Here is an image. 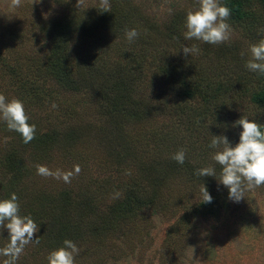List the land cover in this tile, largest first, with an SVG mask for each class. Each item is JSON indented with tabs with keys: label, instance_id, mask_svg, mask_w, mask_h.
Wrapping results in <instances>:
<instances>
[{
	"label": "trees",
	"instance_id": "16d2710c",
	"mask_svg": "<svg viewBox=\"0 0 264 264\" xmlns=\"http://www.w3.org/2000/svg\"><path fill=\"white\" fill-rule=\"evenodd\" d=\"M167 2L109 0V12L98 10L99 3L87 9L71 5L62 16L41 25L39 31L45 36L43 45L47 50L44 57L30 56L28 50L15 55L5 46L0 47V75H8L16 91L26 97L28 122L36 126L35 138L30 143H23L17 133L22 146L1 155L0 165L8 167L10 176L0 177V199L16 193L20 214L33 218L43 230L37 236L52 250L63 246L65 239L76 243L88 238L95 244H103V236L109 239L112 232L122 229L140 209L152 207L156 211L161 199L156 195L158 188L182 173L204 184L213 197L211 203L193 205L195 211L206 214L229 204V190L215 176L199 177L195 172L213 167L219 176L221 166L212 159L211 139L214 135H225L232 146L239 143L242 126L234 127V122L242 116L252 120L254 111L264 110V75L245 69L241 57L234 66H229L226 51L221 52L222 46L185 40L184 21L189 9L169 2L172 9L163 20L157 13L162 3ZM219 3L231 9L230 23L247 24L254 30L264 27V0H219ZM151 7L156 13L149 12ZM161 22H165L164 26ZM133 28L139 35L129 42L125 29ZM35 29L33 26L22 31L21 25L15 33L18 37L22 33L28 37ZM103 29L123 41L114 50L112 60L106 58V49L98 42L100 35L91 43L84 38H92ZM154 32L161 37H151L147 45L139 44L146 33ZM157 39L168 45L157 48L160 43ZM193 44L200 48L198 55L185 57L182 49L179 51L183 45ZM233 51L236 54L238 47L234 46ZM64 93L68 94L67 98ZM70 93L88 95L97 104L102 119L99 126L92 124L76 107ZM231 103H236V107L230 108ZM167 118L168 126L178 125L187 134L181 135L176 130H167L163 136L153 133L161 136L159 145L150 139L146 159L144 153L135 150L138 140L133 138L134 131L147 121L164 122ZM258 124L264 131V122ZM26 147H32L40 156L58 148L64 151V157L76 162L90 160L95 150L103 151L104 162L119 173L117 176L128 174L135 165L138 179L144 185L140 187L130 178L131 187L137 186L138 193H127L130 189H126L125 197L106 209L96 204L98 195L92 194L91 188L80 187L75 191L73 186L65 185L55 192L31 190V169L22 155ZM180 150L186 153L182 165L171 158ZM39 159L35 156L34 162ZM108 183L109 180L105 186ZM149 189L154 190V196L148 194ZM6 235L1 240L8 243ZM6 245L2 243L0 247Z\"/></svg>",
	"mask_w": 264,
	"mask_h": 264
},
{
	"label": "rangeland",
	"instance_id": "374dc122",
	"mask_svg": "<svg viewBox=\"0 0 264 264\" xmlns=\"http://www.w3.org/2000/svg\"><path fill=\"white\" fill-rule=\"evenodd\" d=\"M99 2L100 0H85V6L80 9H87L88 6ZM169 2L180 3L178 7L181 8L199 7V0H169ZM169 2L162 3L157 13L163 20L171 12ZM76 3L77 0H38L36 3H33V0H21V5L13 8L10 6L11 0H0V47L5 46V49L15 55L28 50L27 53L30 56H36L39 59L44 57L47 50L43 45L44 41L46 43L45 36L39 31L41 25L50 22L55 16H62L65 9L71 5L76 6ZM151 9L152 7L149 12ZM151 12L156 13L153 10ZM161 23L164 26L165 22ZM228 23L231 25L230 41L214 46L218 48L222 46L221 52L226 51L228 65L234 66L233 63L241 57V50H247L251 44L264 38V34L259 32L261 27H255L254 30L247 24L238 25L229 21ZM21 25L23 26L22 31L34 26L35 31L37 30L34 31L35 35L27 37L22 33V37H18L19 35L15 32ZM99 35L98 42L106 49V58L112 60L115 56L114 50H118L119 46L123 45L122 39L105 33L104 29L98 32V35L94 34L92 38H84L91 43ZM151 37L160 38L161 35L157 32L146 33L144 40L142 39L139 44L147 45ZM16 41H19L18 47H16ZM159 42L157 48L168 45L166 41ZM197 42L201 43L199 40ZM234 46L238 47L236 54L233 51ZM77 51L79 52V49ZM243 60L245 64L246 58ZM244 68L247 69L245 65ZM0 94H3L7 100L22 101L26 108V97L23 98L24 96L16 91V86L10 82L8 75H0ZM63 96L67 98L68 94L64 93ZM69 96L74 99L76 107L81 109L86 118L92 124L99 126L102 119L99 117L97 104L88 95L70 93ZM244 105L248 106L247 103ZM229 107L235 108L236 103L229 104ZM261 112L264 110L262 109ZM261 112L254 111L252 120L263 123L264 114ZM38 115L41 117L39 111ZM164 122L153 119L134 131L136 135L133 138L138 140V149L134 148L144 153L143 156L146 159L149 158L146 151L150 139L155 140V145L158 146L159 138L165 135L167 130H176L181 135L187 134L185 129L178 125L175 128L168 126V118ZM155 132L161 136L153 135ZM139 140L141 144H138ZM229 142L231 143L230 140ZM19 146H22V143L17 132L9 131L6 123L0 121V158L11 148ZM25 150L26 152L22 155H25L24 159L31 169L32 180L29 182L31 190L47 189L55 192L65 185L73 186L75 191H78L80 187L91 188V193L97 192L95 195H98L96 204L99 208L106 209L120 198L123 199L127 193H138L137 186L131 187L133 182H130V178L140 187L144 185L141 179H138V170L135 165L131 166L132 170L128 174L117 176L119 173L114 172L113 167H109V164L104 162L105 152L103 151L95 150L90 160L76 162L69 157H64V151L58 148H53L45 156H40L32 147H26ZM216 151L217 149L213 150V155ZM35 156L41 159L34 162ZM37 164L64 171L73 169L74 165H79L81 171L72 178L71 183H64L62 180L37 175L35 167ZM9 176L8 167L0 165V177L8 179ZM107 180H109V186H105ZM201 186L202 183L189 179L183 173L176 179H169L166 185L158 188L156 195L158 194L161 199L156 205V211L152 207L140 209L139 213L128 224L123 225L122 229L112 232L109 239L103 236V244H95L88 238L76 242L80 253L75 257V264H264V185L248 191L245 194L246 197L239 203L230 200L226 207L206 214L195 211L193 206L200 202ZM126 189L130 190L126 193ZM216 192L219 191L216 190ZM148 194L154 196V190L149 189ZM38 228L36 236L43 231L39 225ZM6 233H8L7 229L0 231V244H7L1 240ZM39 240V244L30 243L25 247L17 264H48L47 256L52 248L44 245L40 238ZM5 259L0 256V264H3Z\"/></svg>",
	"mask_w": 264,
	"mask_h": 264
},
{
	"label": "clouds",
	"instance_id": "9594fccd",
	"mask_svg": "<svg viewBox=\"0 0 264 264\" xmlns=\"http://www.w3.org/2000/svg\"><path fill=\"white\" fill-rule=\"evenodd\" d=\"M38 0H33V3ZM21 5V0H11L10 6L15 8ZM85 0H77L76 7H84ZM101 12L111 11L109 0H100ZM231 9L219 3V0H199V7L186 12L183 32L185 40L196 39L212 45H220L230 41L231 25L228 19ZM264 34V27L259 29ZM139 33L136 29H125V37L133 42ZM185 57L189 54L196 56L200 48L193 44L183 45ZM240 56L245 60V67L251 71L264 75V38L251 44L247 50H241ZM56 107L55 104L52 105ZM0 121L6 123L9 131H15L22 136L23 143L28 144L35 138L36 126L30 124L24 104L18 99L7 100L0 94ZM235 126H242L239 143L232 146L225 135H214L209 144L210 148L217 149L212 159L221 166L217 176L213 167L197 169L195 175L215 176L229 192V199L239 203L246 197V193L253 188L264 185V131L255 120L242 116L234 122ZM179 164L186 159L184 150L174 153L171 157ZM36 174L45 178L62 180L71 183L72 178L81 171L79 165L64 171L50 169L46 165L37 164ZM119 195V193H117ZM199 199L201 203H211L213 197L203 184L200 188ZM7 229L8 243L0 248V256L5 257L3 264H17L19 257L30 243L39 244L36 233L39 231L37 223L29 215L20 214L19 198L12 193L10 198L0 199V231ZM80 253V248L71 239H65L63 246L52 250L48 256V264H75V257Z\"/></svg>",
	"mask_w": 264,
	"mask_h": 264
}]
</instances>
